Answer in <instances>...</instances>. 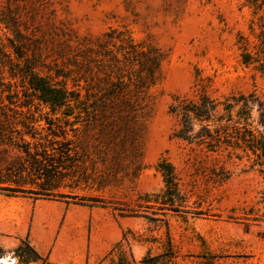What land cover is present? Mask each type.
<instances>
[{
	"label": "rangeland",
	"instance_id": "374dc122",
	"mask_svg": "<svg viewBox=\"0 0 264 264\" xmlns=\"http://www.w3.org/2000/svg\"><path fill=\"white\" fill-rule=\"evenodd\" d=\"M28 2L44 26H65L92 39L114 29L127 31L166 56L159 80L148 91V114L134 143L109 142L102 127L68 116L70 109L51 111L36 100L29 114L28 102L15 99L16 107L3 95L18 120L48 113L64 137L41 129L44 120L35 134L16 127L17 144L0 145L1 187H16L11 181H17L37 189L29 173L20 172L26 159L23 141L39 153L65 152L69 141L75 158L78 173L54 192L75 199L9 196L0 189V199L56 200L75 209L74 220L60 229L58 246L42 256L45 264H55L53 254L60 260L70 256L75 264H122V259L126 264H264V161L176 138L180 126L169 113L175 98L197 99L202 93L222 100L255 92L264 102V0ZM248 54L253 58L246 63ZM0 72L4 83L20 85L8 67ZM53 140L58 143L52 146ZM0 244L8 252L0 264H18L13 252L20 244L3 237Z\"/></svg>",
	"mask_w": 264,
	"mask_h": 264
},
{
	"label": "trees",
	"instance_id": "16d2710c",
	"mask_svg": "<svg viewBox=\"0 0 264 264\" xmlns=\"http://www.w3.org/2000/svg\"><path fill=\"white\" fill-rule=\"evenodd\" d=\"M36 10L28 0L0 2V70L8 67L12 76L21 81L20 85L4 83L0 72V145L17 144L13 136L18 126L24 128L21 131L25 134H35L43 120L45 125L41 129L64 137L61 125L48 113L38 119L18 120V111L2 101L5 93L16 107L15 99L28 102L29 114L36 100L39 106L44 104L51 111L67 108L72 110L68 116L85 119L88 126L102 127L109 142L134 143L142 131V119L148 114V91L160 78L165 54L151 42L135 40L127 31L114 29L92 39L80 38L65 26H44L37 20ZM252 58L246 55L245 62ZM169 113L180 126L174 134L176 138L224 148L230 150L229 156L237 158L242 157L238 153L242 151L257 163L264 161V102L255 92L233 93L222 100L205 93L197 99L178 97L170 105ZM68 142L65 152L49 153L44 149L39 153L37 148L32 152V144L23 141L20 147L26 159L20 172H28L30 183L37 189H25L17 181H11L16 187H1L5 184L1 177L0 189L9 196L32 193L44 199L77 198L54 194L64 179L78 173ZM50 143L53 146L58 141ZM89 200L99 202L95 198ZM7 254L0 244V261ZM13 256L18 264L46 263L28 240L21 242ZM121 262L126 264L123 259Z\"/></svg>",
	"mask_w": 264,
	"mask_h": 264
},
{
	"label": "crops",
	"instance_id": "0c3cea01",
	"mask_svg": "<svg viewBox=\"0 0 264 264\" xmlns=\"http://www.w3.org/2000/svg\"><path fill=\"white\" fill-rule=\"evenodd\" d=\"M74 212L73 207L56 200L0 199V237L16 246L28 240L44 256L51 247L58 246L60 229L64 230L74 220ZM79 225H82L81 220ZM51 259L55 264H75L70 256L60 260L53 254Z\"/></svg>",
	"mask_w": 264,
	"mask_h": 264
}]
</instances>
